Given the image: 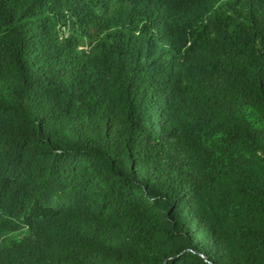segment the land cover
<instances>
[{
	"label": "trees",
	"instance_id": "1",
	"mask_svg": "<svg viewBox=\"0 0 264 264\" xmlns=\"http://www.w3.org/2000/svg\"><path fill=\"white\" fill-rule=\"evenodd\" d=\"M0 264H264V0H0Z\"/></svg>",
	"mask_w": 264,
	"mask_h": 264
}]
</instances>
